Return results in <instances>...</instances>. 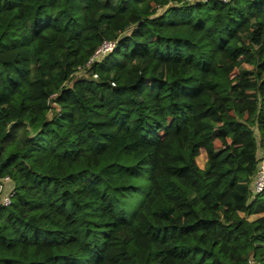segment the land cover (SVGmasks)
Segmentation results:
<instances>
[{
  "label": "trees",
  "instance_id": "1",
  "mask_svg": "<svg viewBox=\"0 0 264 264\" xmlns=\"http://www.w3.org/2000/svg\"><path fill=\"white\" fill-rule=\"evenodd\" d=\"M263 149L264 0H0V264H264Z\"/></svg>",
  "mask_w": 264,
  "mask_h": 264
},
{
  "label": "built area",
  "instance_id": "2",
  "mask_svg": "<svg viewBox=\"0 0 264 264\" xmlns=\"http://www.w3.org/2000/svg\"><path fill=\"white\" fill-rule=\"evenodd\" d=\"M210 0H185V3L188 5H196V4H206ZM222 2L223 4H230L233 0H217ZM162 10H159L161 12ZM115 42L104 41L103 44L96 50L95 54L87 63V67L94 65L95 63L99 62L105 56L111 54L116 49ZM98 76L94 75L96 79ZM10 182V178L6 177L0 180V207H9L12 203V199L15 195L13 191L6 192V185ZM264 192V149L260 152L259 155V164L257 171L255 173L253 184H252V195L257 196ZM253 264L252 261L249 262Z\"/></svg>",
  "mask_w": 264,
  "mask_h": 264
},
{
  "label": "rangeland",
  "instance_id": "3",
  "mask_svg": "<svg viewBox=\"0 0 264 264\" xmlns=\"http://www.w3.org/2000/svg\"><path fill=\"white\" fill-rule=\"evenodd\" d=\"M217 146H219V144L217 143ZM204 157H206L205 153H203V158L200 157L198 159L199 165L202 167L203 163H204ZM138 199H136V203L134 204V206H132L131 208L127 209V216H131L135 210V207H137V205L141 202V200L143 199V196H138Z\"/></svg>",
  "mask_w": 264,
  "mask_h": 264
},
{
  "label": "crops",
  "instance_id": "4",
  "mask_svg": "<svg viewBox=\"0 0 264 264\" xmlns=\"http://www.w3.org/2000/svg\"><path fill=\"white\" fill-rule=\"evenodd\" d=\"M260 216H252L249 218L250 221H256Z\"/></svg>",
  "mask_w": 264,
  "mask_h": 264
}]
</instances>
